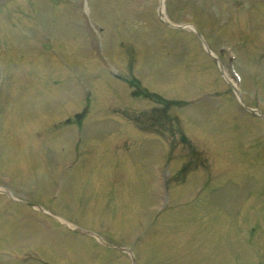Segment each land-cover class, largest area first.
Here are the masks:
<instances>
[{"label":"rangeland","instance_id":"obj_1","mask_svg":"<svg viewBox=\"0 0 264 264\" xmlns=\"http://www.w3.org/2000/svg\"><path fill=\"white\" fill-rule=\"evenodd\" d=\"M38 1L40 2L38 8L44 10L42 2L45 0ZM60 1H56L55 5L51 4L55 6L53 10V6L51 9L50 5L46 6L45 23L49 24L54 32L62 30V27L66 30L67 37H60L58 41L60 45L55 43L56 48L60 53L63 51L64 57L68 55L69 58L72 57L69 62L78 65L72 66L69 63L57 65L58 62L52 66L53 70L46 57L43 59L38 56L39 54H36L37 56L33 54L30 60L31 48L26 41L20 39L10 41L8 57L18 62L19 68L12 69V85L6 84L4 89L7 97L5 96L3 101L6 102H3V105L7 108L0 105V110L3 108L4 114L0 116L2 118L0 130L8 122L10 126V129L1 131L4 133L3 136L0 135V140L4 137L0 141V168L5 171L14 170L16 174L21 172L19 176L27 174L28 165L25 167L21 164V157L14 154L17 152L22 154L23 149L29 151L28 148L33 147L36 139L34 128L36 131L39 130L42 123H47L48 126L42 125V129L36 132L39 139L51 136L64 138L71 133V142L65 151L61 147L44 152L45 164L41 165L37 161L39 170L35 169L28 173L26 178L16 176V182L18 186L26 184L29 189L39 188L43 195L39 199L35 198L34 203L49 210L53 215L99 236L109 243L110 247L104 246L92 235H84L80 240V236L76 234H67L66 228L56 220L30 212L23 217L13 218L15 226L10 233L11 242L8 245L0 242V249L11 247L20 251L24 246L25 250H39L40 253L37 252L41 259L39 260L45 264H106L105 260L104 263L101 262L104 255L101 250L117 252L111 247L113 245L131 249L138 258L148 256L149 260L143 261L142 264H233L231 262L264 264V246L252 249L254 260L251 259L252 255L237 238V232L241 230L232 229L233 226L240 227L241 224L230 221L238 218V212L244 202L242 195L244 191L254 186V177L239 178L237 170L228 167L223 170L230 173L227 178L220 180V184L217 181L219 185L213 186L204 178L197 181L196 178H191L187 189L169 190L162 184L163 181L158 175V171L162 169L161 163L158 162L161 161L162 150L154 136L139 131L133 123L118 113L110 112V117L104 120L98 118V113L112 110L108 108L110 104H105L107 96H115L111 100L115 108L122 110L144 108L147 103L132 96L127 80L131 72L132 75L136 74L139 77L145 73L147 80L141 81H146L147 87L151 90L163 94L168 99L188 102L185 106L173 108L171 112L181 118L182 128L194 142L196 141L203 157L208 156V152L211 154L225 152L229 142L223 134L228 129L231 131L230 127L236 128L234 124L238 119L232 120L229 126L226 115L228 117L234 115L221 114V109L224 111L225 107L235 106L237 101L227 90L220 72L213 67L214 62L205 55L196 34L191 29L175 30L163 25L158 17L160 0H87L94 12L95 23H91V26L89 24L83 39L76 40L74 38L77 36V29L73 23L65 22L64 15L69 12L72 4V12L77 16L82 17L83 11L89 21V15L83 10L81 0H66L67 3L65 0L62 3ZM244 1L246 0H166L165 10L172 23L193 22L210 38L212 43L209 44L217 50L224 72L233 78L235 69L243 76L242 99L248 105L250 103L247 97H253L257 92L256 81L258 83L261 81L264 89V75L262 78L259 74L264 73V33H261L264 31V7H256L252 9L253 12L247 13L248 10L244 9L247 4ZM253 1L257 0H248ZM240 12L242 14L238 15ZM101 26L105 27L103 34ZM45 30L46 27L43 28V31ZM39 31L40 34L29 37L34 39L37 36V39L43 41V31L42 29ZM81 32L84 34L82 30ZM93 35L99 40L85 41L87 37L93 38ZM61 38L70 43L73 38V43L67 46ZM79 45L80 49H83L82 53L72 54ZM84 46L89 48L87 55L92 56V59L86 55ZM164 46L167 50L163 53ZM220 47L226 48L222 55ZM172 60L174 62L170 63ZM78 66L81 69L79 71L75 69ZM57 67L63 73L56 72ZM63 67L67 69V74L73 67L71 80L64 83V86L61 80L57 79L63 78L66 74ZM114 71L119 73L120 79L110 76V73H115ZM52 74L54 78L50 80V89L54 91L63 88L71 94L69 98L57 97L55 99L59 102L57 104L46 102L45 99L38 105L37 100L47 91L45 88L49 85L48 80ZM252 75L256 76V81ZM84 90L91 92L90 104L82 92ZM206 91H209L207 94L220 93V96L213 95L204 100L199 94ZM46 95L53 96V93L49 91V95L48 93ZM194 97L198 98L192 99ZM259 101L264 104V95ZM81 102H85L89 113L82 124H79L82 122L80 120L74 127L66 125L60 127L59 123L50 119L38 122L37 120L44 119L34 120V116L37 115L55 116L57 111L69 115L82 108ZM218 104L222 107L219 108ZM151 108L152 105L148 112L152 110ZM26 122L31 126L29 134L31 139L27 138L28 135L21 136L20 127ZM53 122L57 123L58 127L55 128ZM78 126H82L83 136L78 133ZM257 128V132L264 133L263 129L258 126ZM23 133L27 134L26 128ZM173 135L174 141L179 140L180 143V136ZM20 137L23 140L16 143V139ZM26 145L28 147H24ZM232 146L235 152L242 150V147L238 149L237 140L232 142ZM186 147L192 149L188 145L181 147L179 155L184 153ZM204 148L207 151L202 152ZM88 152L90 154L87 159L84 155ZM186 154L181 155V159ZM66 155L72 158H66ZM257 155L261 158L264 155V148H261ZM94 156L101 159L93 163L90 169L89 165L84 164L91 163ZM186 157L190 158L189 155ZM209 158H206L205 164L208 168L215 169L217 163L213 161L209 165ZM16 164L22 170L15 169L13 166ZM159 164L160 167L154 168ZM46 169L49 170V175L45 174ZM81 169L85 171L82 173L83 177L80 178L79 175L78 179H75V171ZM117 170H121L122 173ZM163 172V180L168 181V185L173 178L169 180L167 178L173 177V173L169 167L163 168ZM240 179L242 180L236 182ZM258 197L264 200V193ZM163 199L166 202H162ZM50 201H59L64 204V208L62 204L60 210L56 209ZM163 212L162 220L154 219V216H161ZM259 217H264V211L259 213ZM122 219L125 221L124 229ZM37 220H44L46 224L41 225ZM198 221L208 225V229L196 225ZM9 227L10 225L6 228ZM220 230H224L225 233ZM193 231L199 232L202 235L201 239L195 237ZM248 232L250 233V230ZM6 233L3 225L0 227V234ZM244 237L246 241L251 239V235L245 234ZM255 239L256 245H264V230ZM88 244L96 247L89 249ZM106 256L113 260L110 264H129L122 254L116 258L114 255ZM30 257L36 256L19 252L9 262L6 254H0V264H23V258H29L27 264H38L39 260H31Z\"/></svg>","mask_w":264,"mask_h":264}]
</instances>
